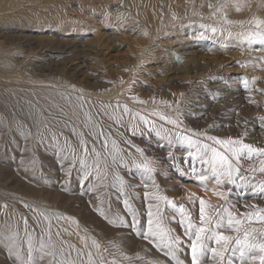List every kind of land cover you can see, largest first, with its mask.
Wrapping results in <instances>:
<instances>
[{
	"label": "bare ground",
	"instance_id": "obj_1",
	"mask_svg": "<svg viewBox=\"0 0 264 264\" xmlns=\"http://www.w3.org/2000/svg\"><path fill=\"white\" fill-rule=\"evenodd\" d=\"M119 1L121 2L122 0ZM124 1H127L130 6L127 8V11L124 6H122L121 10L118 11L119 13H116L117 15L115 18L118 20L116 22V31L122 34V37H118L117 39L120 42L122 41L121 44L124 43L129 47L128 52L130 55L125 57L127 58V62L133 61L134 65L142 68H146L148 64H153L158 61L160 62L159 64L162 63L167 67H174L177 64H181L187 69L196 67L198 72L204 71L205 69L211 71L223 65L221 61L215 58L201 57L200 60H195V58L189 59L188 56H190V53H184L188 50V47L185 45L192 42L193 46L189 48H197L199 49L198 52H201V49L206 47L209 48L211 45H213L215 49L230 45H241L244 51L253 53L254 55L252 54V57H254L256 55H261L260 52L264 50V46L262 45L247 43L241 35V33L250 31L254 28V25L250 23L253 18H264V0ZM69 2L70 0H0V26L9 22L20 23V21H23L25 24L31 23L38 24L39 26L44 24L61 33L80 36L81 34L87 33L88 30L92 32L95 30L97 32L98 28L103 27V22L109 20V16L104 14L102 11L103 9L98 8L95 4L87 3V1H85V4L79 2L76 9H71L73 7H70ZM209 5L212 7H209ZM226 21H231V23H227ZM128 28H130L129 32L131 34L127 33ZM213 28H215V31L212 30ZM125 30L126 33H123ZM101 41L102 39L98 40V49L102 51L105 44L103 45ZM175 46H180V48L173 50ZM82 47L86 46L83 45L81 48ZM32 50L26 53L24 49H20V47L0 41V126L3 124L5 127L4 131L9 134L11 133L10 137H17V141H13H16V144L24 141L25 138L22 137L27 136L26 130L22 128L24 124H27L28 127L30 126L29 128H31L33 134L32 143L34 154L36 155L35 160L38 159L36 164L32 166V172L25 171L26 173H32V178L30 177L31 182H25V184L23 182V184L14 185V190H17V193H21V195L23 194L25 197L31 196L32 200L33 197H36L35 199H37L36 201L39 203L36 204L34 201V203H32L37 205V207L39 206L38 208L43 211L38 217L33 216L34 220H32V222L35 224V227L38 225L34 235V237L36 236L35 240H37L40 245H46L48 249L52 248L51 240H53V236H56L57 242H61L62 245L66 244L65 240L74 243L76 247L74 255L77 261L74 260L73 264H109L107 259H111L113 255L117 256L119 259H128L133 255L138 259L137 262L140 261L139 263L141 264H153L154 261H159V264H176L174 261L177 262L180 258L178 252H176L175 258H170L166 256L161 249L157 248L155 243H149L141 238L138 233H134L132 230L129 231L124 227L119 228V226H110L103 218L100 219L96 215L91 214V212L88 213V211L83 210L74 225L66 218L56 213L52 214V212L49 210L50 213L47 209L49 206L53 207L56 204L59 205L61 199H63L53 193L60 192V186H56L59 180H53V177L57 176V178H59L61 173H57V168L53 167V162H58L63 155L67 158V147L72 149L68 152L70 153L69 157H73L72 162H75L74 155L76 153V148L83 149L80 152L81 156L82 152L83 154L88 153L90 155L88 163H91L92 167L88 166V169H92L90 172L83 171L82 173L85 176V172H88L91 174L90 177L94 179L99 173L93 168L98 162L102 164L107 162L108 157H111L110 154L115 152V150H119L120 153L127 157H133L134 154H138L135 152L134 148H130L129 145L124 142L130 141L132 144H135V138L132 136V133H141V129L146 128V126L140 123L139 128L134 132L133 127L138 124L139 116L133 115V117H135L134 119L131 118V114L127 116L124 115V105L128 107V103H130L146 108L149 106V108H151L164 105L165 109L167 108L166 105H168L171 109L166 111L170 113L171 111H178L179 105L185 107L183 104L186 102H183V96L180 102L176 100L175 103L158 100L155 99V97L144 100L145 95L142 94L143 90L138 87L140 82L132 77L124 83L122 81L123 78L115 72H109V76L111 75L115 80V85L112 89L109 88L110 86H104L101 82H96L94 85L88 84L86 80L91 76H96L89 72L93 70L89 64H93L94 68H96L98 62H104L110 65L111 61L108 59V56L106 57L105 55L91 58L92 56H88V52L84 49L78 53L83 55L84 60L90 59L93 60V63L83 61V64L79 63L78 66L71 65L69 68L70 73L67 75L63 73V75L54 74L51 72L52 74L50 76L49 74H46V76L42 75L41 66L35 65L33 81L23 80L24 77L27 76L24 75L23 68H20L17 58L20 57L21 53L26 57L33 54L35 55ZM52 55L53 53L51 57ZM56 56L58 57V55ZM21 62H23V60ZM248 62L254 64L253 61ZM125 67L132 66L125 65ZM147 70L148 69L143 71L144 75L140 78L150 81L143 83L153 87V92L157 91L159 88H163L167 89L172 96L174 95L172 90H168L170 88L169 86H160L166 84L155 83L153 81V79H155L154 76H150ZM103 72L105 73V69ZM106 73L108 74V72ZM99 78H104V74ZM243 79H246V76H243L241 80ZM198 82H200V80L197 81L196 84H198ZM26 87H30L29 90H25L27 89ZM106 88H109V90L103 91ZM24 97L31 98V101ZM24 101L28 102L31 106L30 114H28L29 116L25 114L22 110L23 108L21 109V105H23L22 102ZM117 102H119V107H117ZM11 122H13L15 126L18 125L17 128L9 127V125H13ZM158 124L160 126L163 125L165 128L172 127L166 122ZM115 126H118V129L114 130L110 135L109 132L111 129H114ZM29 128H27L28 131H31ZM107 129H110V131L107 132ZM101 132L103 135L98 136L97 134ZM112 136L118 137L120 142L118 141L119 143L117 146L113 142ZM151 136L153 139L147 136L143 140H146V142L157 151L155 139L160 136L156 138L155 133H152ZM41 137H43V139H41ZM53 137H55V139ZM115 141H117V139ZM255 143L259 145L258 142ZM62 144L65 145V150L61 147ZM84 144L87 146V152L84 151ZM125 148H129V150ZM122 149L125 151H121ZM85 155L84 157H86ZM79 164L81 166V163ZM64 168L65 172L63 173L66 176L68 175L67 170L69 168L66 167V165ZM203 169L205 170V168H202V170ZM94 170H96V172ZM205 172L207 171H204V173ZM79 173H75V177H79L77 176ZM52 174H54V176ZM207 174L209 176L211 175L209 172ZM28 175L29 174H27V176ZM24 176L26 177V175ZM69 177L67 179L68 181ZM174 177L178 178L179 176ZM87 180L83 179L82 182L77 185L73 183L71 187L68 186V181L64 183L65 186L61 182V186L72 192H74L73 189L75 185L77 189L80 186V189L85 187V192H93V189L90 188L96 183L92 184V180ZM195 180H197L195 185L185 182L182 185L181 191H183L184 194L181 197L179 205H188L189 208H193L198 201L195 204L189 202V195L191 193H196L198 197H203L213 205L223 203L212 191L214 183L207 182V190H205V187L201 186L199 179ZM51 181H53V183ZM11 186L12 185L8 183V186H3V188L12 191ZM88 194L92 196L90 193ZM2 197H0V200L6 202V198L3 199ZM173 199L176 200V198H169V200L172 201ZM231 199L235 202L233 197ZM244 202L245 201L239 202L237 206L243 211L244 208L240 205ZM246 202L258 203L264 206V198H260L259 196L255 200L250 198V201ZM9 203L12 202L9 201ZM162 203L164 202L162 201ZM39 204L42 205V208ZM10 205L12 204H7L6 207ZM4 206L0 205V264H14V256H16V260L20 264H43V259L46 260L45 251L43 250V258H39L37 256L38 249H31L32 242L30 243L26 238L22 241L24 245L22 244L23 246L16 250L13 244L15 228L13 224H11V218H15L12 215L14 213L11 212L12 207L4 209ZM169 206L170 203L162 204L163 211L167 216L169 215ZM14 209L15 208H13V210ZM232 210L235 211V209ZM62 213L63 216L66 215V217L70 215H67L65 212ZM15 219L17 221V218ZM181 220L184 221V225L186 226L189 219L183 217ZM178 221L174 220L168 226L176 228ZM79 230L84 236L79 235ZM177 230L182 232L183 228ZM19 234H21V232L18 233V238H20ZM22 234L24 235V232H22ZM234 235H236V233H234ZM256 238L260 240L258 235ZM209 243L211 246H215L213 242ZM26 246L29 251H27ZM89 253H91V256H89ZM187 256L188 255H186L184 259H186ZM80 258L81 260H79ZM171 259L174 261H171ZM210 261H212V259ZM54 264L64 263L58 258ZM65 264H71V262L67 261ZM257 264H259V262Z\"/></svg>",
	"mask_w": 264,
	"mask_h": 264
},
{
	"label": "rangeland",
	"instance_id": "obj_2",
	"mask_svg": "<svg viewBox=\"0 0 264 264\" xmlns=\"http://www.w3.org/2000/svg\"><path fill=\"white\" fill-rule=\"evenodd\" d=\"M85 1H87V3L95 4L98 8H102L104 14L109 16V20L103 22V27L98 28L99 32H96L95 30L93 32L88 30L87 33L78 36L75 34L61 33L56 29L51 27L49 28L44 24L39 26L38 24H25V22L23 21H20V23L9 22L0 26L1 42L10 43L14 46L20 47V49H24L26 53H28L32 49H35L32 50L35 55L33 54L26 57L23 53H21L20 57L17 58V60H19L18 63L20 68H23V73L27 76L24 77L23 80L33 81V75H35V65L41 66L42 75L46 76V74H49L50 76L52 73H63L64 75H67L70 73L69 68L71 65L78 66L79 63L83 64V61L93 63V60H84L83 55L81 53H78L80 51H83L84 49L88 52V56H92L91 58H97L100 55H105L106 57L108 56V59H110L111 61L110 65L104 62H98V64L96 65L97 69L94 68L93 64H89V66L94 70H91L89 72L95 74L96 76H91L90 78H88L86 80L88 84L94 85V83L96 82H101L104 86H110L109 88L112 89L115 85V80L111 75L109 76V72H115L116 74L120 75L121 78H123L122 81L124 83L130 80V78L132 77L136 81L140 82L138 87L143 90L142 94L145 95L144 100L155 97V99L158 100L160 99L162 101L164 100L165 102L175 103L176 100L180 102L183 96V102H186L185 104H183L185 105V107L179 105L178 111H174L175 113L171 111L174 114L166 111L171 109V107H169L168 105H166L167 108L165 109L164 105L151 108H149V106L148 108H146L143 106L140 107L139 105L128 103L129 113H125L124 115L127 116L128 114H131V118H133V115H144L148 119H153L154 121H156L157 127H160L158 123H165V121H161L159 119V116L155 115V113H160L170 119H177L181 121L183 123H181L182 128H186L190 132L198 133L201 136H203V134L205 133H207V135L217 136L219 138L243 136L245 137V142L264 147V126H262V123L264 122L258 119V117H264V91H262L264 90V50L263 52H260L261 55H256L254 57H252L253 53L244 51L241 45H230L226 47H220L219 49H215V47L211 45L209 48L206 47L204 49H201V52H198L199 49L197 48H189L190 46H193L192 42L185 45L186 47H188V50L184 53H190V56H188L189 59L195 58V60H200L201 57L215 58L221 61L223 65H221L220 68L217 67L216 69H212L211 71H207L205 69L204 71L198 72L196 70V67L187 69L181 64H177L174 67H167L162 63L159 64L160 62L158 61L154 62L153 64H148L146 68H142L140 66L134 65L133 61L127 62V58L125 57L127 55H130V53L128 52L129 47L124 43L121 44L122 41L120 42L117 39L118 37H122V34L116 31V22L118 21L115 18L117 15L116 13L121 10L122 6H124L127 11V8L130 6L128 2L124 0H122L121 2L119 0H70L69 5L70 7H73L71 9H76L79 2L85 4ZM260 19L264 18L262 17ZM126 30L123 33H126ZM129 30L130 28H128L127 33L131 34ZM99 39H102L101 43L103 45L105 44V47L102 51L98 49ZM83 45L86 47L81 48V46ZM178 48H180V46H175L173 50H176ZM52 53L54 55V58L53 55L51 57ZM55 54L58 55V57ZM22 60L23 62H21ZM248 61H253L254 64H251ZM125 65L132 67H125ZM104 69L105 73L103 72ZM146 69H148L147 71H149L150 76H154L155 79H153V81L155 83L166 84L160 86H169L170 88L168 90H172L174 92V95L172 96V94H170L167 89L163 88H159L157 89V91L153 92V87L149 86L146 83H143L146 81H150L140 78L144 75L143 71ZM106 72H108V74ZM103 74L104 78H99ZM243 76H246L247 80H241ZM199 80L200 82L196 84ZM26 88L27 89L25 90H29L30 87ZM109 88H106L103 91H107L109 90ZM27 99L31 101V98ZM22 103L23 105H21V109L23 108L22 110L25 112V114H30V104L25 101ZM11 123L13 125H9V127L17 128L18 125L15 126L13 122ZM29 127L27 124H24V127L22 128L26 130L27 136L22 137L25 138L24 141L18 142L16 144L17 137H10L11 133L9 134L8 132L4 131L5 127L3 126V124L0 126V194L4 195H0V197L3 196V199L6 198V202L4 201L5 203L0 200V205H5L4 209L12 207L11 212L14 213L12 215L13 217L17 218V221L15 218H11V224H13L15 228L13 244L14 247H16V250L20 249L21 246L24 245L22 241L26 238L30 243L32 242V247H30L31 249H38L37 256L39 258H43V250L45 251L46 260L43 259V264H54L56 263L58 258L59 260L61 259L64 264L67 263V261L73 264L74 260L77 261L76 256L74 255V250L76 249L74 243L67 242V240H65L66 244L62 245L61 242H57V237L53 236V240H51L52 248L48 249L46 245H40V243L35 240L36 236L34 237V235L36 233V227L38 225L35 227V224L32 222V220H34L33 216L38 217L41 213H43V211L38 208L39 206L37 207V205L33 204L34 202L36 204L39 203L38 201H36V197H33L32 200L31 196L25 197L23 194L21 195V193H17V190H14V185L16 184H23V182L25 184V182H31L32 173H26L25 171L32 172V166H34L38 160H35L36 155L34 154L32 143L33 134L31 128ZM27 128H29L31 131H28ZM117 129L118 126H115L114 129H111V131L110 129H107V132L110 131L109 134L111 135L112 132ZM144 129L145 134L141 135V133L138 132L132 133V136H134L135 138V144L138 143L136 144L137 146L146 150V156L150 158L156 156L164 158L161 162L153 165L159 173V175L155 177L158 187H153L152 180L149 179L146 175H142L139 170L133 168L136 179H132L131 176L128 175V171L124 165H131V161L133 159H135L136 163H139L142 157H140L138 154H134L133 157H127L126 155L120 153L119 150H115V152H112L110 154L111 157H108L109 161L107 160V162H104L103 164L98 162L95 166L97 168H93L96 169L97 173L100 174H97V176H95L96 179H92L91 177L89 178L90 180H92V184L96 183V186L93 184L90 188L93 189V192H85V187H82L83 189H80V186L77 189L76 185L78 183H81L84 179V175L82 172H90V170L92 169H88L90 166L92 167V164L88 163L90 155L88 153L83 154L82 152L81 156L80 152L83 149L76 148V153L74 155L75 161L83 160L84 163L81 164V166L79 163H76L75 167H72L74 163L72 162L73 157H69L70 153H68L69 150L72 149H69L70 147H67V158H65V156L63 155L59 160L60 162H53V167L57 168V173L59 174L61 172L59 178L52 174L54 176L53 180H59V183L57 182L56 186H60V192L53 193L54 195L57 194V196H60L63 199H61V203L59 205L56 204L53 207L49 206L47 210H50L52 214L56 213L57 215L66 218L69 222H71V224L74 225L76 220L79 219L80 213L84 210L88 211V213L91 212V214L96 215L100 219L103 218V220L108 222L110 226H119V228H122V226H120L121 219L125 223H127L132 219L133 211H136L137 213L143 211L145 215L143 217L138 215L137 218L141 219L142 223H144L146 227V210L148 201L142 200V197H144L145 193H148L153 197L166 196L168 200L169 198H176V200H170L172 201V203H170L169 206L170 208L168 216L174 215L175 220L178 221L183 217H187V219H189V215H191L192 223L199 224L198 203L193 208H189L188 205H179L181 197L184 194L183 191H181V187L184 182L195 185L197 183V180L195 179H199L200 174L208 175V172L204 173L205 170H202V168L206 169L207 166H201L199 161H196L195 171L193 172L188 164H183L181 166L178 163L176 170H172L170 168L171 161L166 157V153L168 151L167 147L165 146L162 148L159 146L160 144L166 145L167 141L161 139V136L158 138L156 136L158 140L155 139L157 148V151H155V149H153L152 146L146 142V140H143L144 138L149 136L147 135L146 128ZM116 139L117 141H115ZM150 139H153V137L150 136ZM14 140L16 141L13 142ZM112 140L116 146L120 142L118 140V137L115 136H112ZM255 142H258L259 145ZM64 146L65 145L62 144L61 147H63V149L65 150L66 147ZM186 148L187 146L185 145V149ZM127 150H129V148ZM171 150L177 157L185 155V151H181L176 148H173ZM192 151H195V149H192ZM84 155L86 157H84ZM113 155L117 156L116 163H113ZM121 156L123 157L122 162L119 159V157ZM68 159L70 160V162ZM255 162L254 163L256 164V166L259 167V161L257 160ZM64 164L69 169H72L70 175L69 173L66 176L64 175ZM61 165H63V167H61ZM96 170L94 171L96 172ZM75 173H79V175H77L79 177H75ZM27 174L29 175L27 176ZM24 175H26L27 178ZM174 176L179 177L176 178ZM68 177L69 181L67 180ZM121 177H123L125 180L131 179L133 187L127 188L122 186L120 179ZM89 179L87 181H90ZM260 180H264V176H261L259 173H257L256 180L254 182L258 183ZM144 181H147L146 187L141 186ZM51 182L53 183V181ZM61 182L63 183V185L67 182L68 186L70 187L73 183L76 184L73 189L74 192L62 187ZM209 182L214 183L212 181ZM8 183L12 185V191L3 188V186H8ZM88 193H90L92 196H89ZM232 197L235 201H243L239 200V198L235 195H233ZM8 200L12 203H9ZM125 201H128L127 205L125 204ZM247 201H250V198ZM152 203L155 204L157 203V201L153 200ZM7 204L12 205L6 207ZM159 204L163 211L162 204L166 203H162V201H159ZM39 205L42 208V205ZM181 206H183V212L181 211ZM13 208L15 209L13 210ZM62 212L70 215L68 217H66V215L63 216ZM235 212L237 215H239L243 212V210L240 207H237L235 209ZM253 226L259 227L258 224H254ZM124 228L131 231V229L127 227ZM221 231H225V234L229 235H234L235 233L226 231L225 229H221ZM19 232H21V234H19L20 238H18ZM22 232H24V235L22 234ZM47 233L50 234L49 232ZM79 235L84 236L80 230ZM27 251L29 250L27 249ZM47 253H53V255H47ZM178 253L180 254L179 261L181 262V264H190V250L188 249L187 244H185L183 249L181 251H178ZM186 255L188 256L186 259H184ZM168 257L175 258L176 256L173 257L171 255H168ZM79 260H81V258ZM210 260L211 258L209 257V264H215L214 261ZM107 261L109 262V264H141L139 263L140 261L137 262L138 259L133 255H131V257L128 259H119L117 256L113 255V257L111 256V259H107ZM171 261L174 260L171 259ZM174 262L177 264L176 261ZM14 264H20L16 260V256H14Z\"/></svg>",
	"mask_w": 264,
	"mask_h": 264
},
{
	"label": "snow or ice",
	"instance_id": "obj_3",
	"mask_svg": "<svg viewBox=\"0 0 264 264\" xmlns=\"http://www.w3.org/2000/svg\"><path fill=\"white\" fill-rule=\"evenodd\" d=\"M209 7L212 6L209 5ZM226 22L231 23V21ZM250 23L254 25V28L241 33L243 39L249 44L256 43L264 46V20L253 18ZM212 30L215 31V28ZM117 107H119V102H117ZM123 112L129 113L127 105H124ZM155 115L172 127L165 128L163 125L157 127L156 121L139 115V122L133 127V131L135 132L142 123L146 126L149 136L154 132L156 136H161L162 139L166 140V145L160 144L159 146L167 147L166 157L171 161L170 168L172 170H176L178 163L181 166L188 164L193 172L196 161L207 166L205 171L211 175H199L201 186L207 190V182H214L212 191L223 203L213 205L203 197H198L196 193H191L189 202L195 204L198 201L199 224H193L191 215H189L186 226L181 220L177 222L176 228H173L168 225L175 220V216H167L159 204V201H164L166 204L172 203V201L168 200L166 196L153 197L145 193L142 200L148 201L146 227L141 219L137 218L138 215L141 217L145 215L143 211L139 213L133 211L132 219L127 223L121 219L120 226L133 230L149 243H155L157 248L163 250L166 256L175 257L176 252L181 251L187 244L190 250V264H208L209 257L215 264H257V261L259 264H264V206L246 202L249 198L252 200L258 196L264 198V180H260L258 183L254 182L257 173L264 176V147L245 142L243 136L219 138L207 135V133L201 136L182 128V122L177 119H170L160 113H155ZM133 118L135 119V117ZM258 119L264 122V117H258ZM143 134H145V129H141V135ZM97 135L100 136L103 133ZM53 138L55 139V137ZM124 143L128 144L130 148H134L135 152L142 157L139 163L133 159L131 165H124L128 175L132 179H136L133 172L134 168L151 179L153 187H158L155 177L159 173L152 165L161 162L164 158L159 156L150 158L145 155V149L132 144L130 141ZM185 145L187 146L186 149ZM173 148L185 151V155L177 157L171 150ZM84 151H88L86 144H84ZM121 151L125 150L122 149ZM119 159L121 162L123 161L122 156ZM257 160L259 167L254 163ZM116 162L117 156L113 155V163ZM76 163L83 164L84 161L77 160L72 167H75ZM67 171L70 175L71 169ZM90 175V173L85 172L84 179H89ZM120 179L122 186L133 187L131 179L125 180L123 177ZM141 186L146 187L147 181H144ZM233 195L239 200L245 201L240 205L244 211L239 215L232 210L236 209L239 203V201L234 202L231 199ZM153 200L157 203H152ZM125 204L127 205L128 201H125ZM181 211H184L183 206H181ZM254 224H258L259 227H254ZM179 228H183V231H178ZM221 229L235 232L236 235L225 234V231H221ZM257 235L260 240H257ZM209 242H213L215 246H211ZM47 254L53 255V253ZM153 264H159V261H154ZM177 264H181V262L177 261Z\"/></svg>",
	"mask_w": 264,
	"mask_h": 264
}]
</instances>
